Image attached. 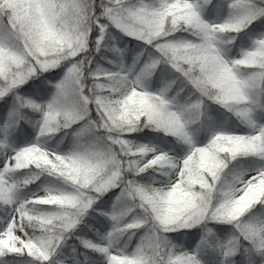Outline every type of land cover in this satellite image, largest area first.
<instances>
[{"label": "snow or ice", "instance_id": "1", "mask_svg": "<svg viewBox=\"0 0 264 264\" xmlns=\"http://www.w3.org/2000/svg\"><path fill=\"white\" fill-rule=\"evenodd\" d=\"M0 101V264H264V0H0Z\"/></svg>", "mask_w": 264, "mask_h": 264}, {"label": "trees", "instance_id": "2", "mask_svg": "<svg viewBox=\"0 0 264 264\" xmlns=\"http://www.w3.org/2000/svg\"><path fill=\"white\" fill-rule=\"evenodd\" d=\"M215 2H216V0H213V3H215ZM125 41H127V38H125ZM132 43H135V42H132ZM132 43H129V45H128L129 51L126 55V59L128 60L129 63L131 62V57L134 55V51L132 50ZM237 44H239V41H237ZM120 46L123 47L124 45L121 44ZM246 46L247 45H245V47ZM237 49H239V48L238 47L233 48L231 50V53L235 52ZM0 103H2V101H0ZM213 108L215 109L216 106H213ZM212 115L214 118V126L215 127H225L228 129L236 128V130H238V131L243 127V126H238V122L235 121V118L232 117L230 114L226 113L223 109H220L219 112L213 111ZM201 119L203 120V117ZM25 127H28V125H25ZM193 127L195 128L196 125H193ZM30 131H32V135L34 137L36 135V131L34 129H30ZM145 132H147V130H145ZM144 135H145V133L134 134V136H139V137H143ZM148 135H149V138H151V137H154L158 134L150 133ZM206 138H207L206 133L204 131H198L196 133V139L198 142H203L204 140H206ZM165 147H167V146H165ZM251 160H252V158H245L244 160L240 161V163L237 165L238 169L243 168L244 170H250V168L253 166V164L251 163ZM234 163H236V162H234ZM33 187L35 188V186H33ZM109 195H111V194H109ZM87 219L88 218H86V220ZM105 224L107 227H110V223L108 221H105ZM212 227H213L214 231L216 232L217 236L221 235V231H220L221 229L228 230V231L231 230V226L227 225V224L215 225ZM190 231L192 233L196 234L191 241L192 246H195L196 243L199 242V240L201 238L202 230L199 227H196V228L191 229ZM170 235L175 237L177 234L173 233Z\"/></svg>", "mask_w": 264, "mask_h": 264}, {"label": "rangeland", "instance_id": "3", "mask_svg": "<svg viewBox=\"0 0 264 264\" xmlns=\"http://www.w3.org/2000/svg\"><path fill=\"white\" fill-rule=\"evenodd\" d=\"M239 51V49H237L235 52H233V53H231V54H233V55H235V54H237V52ZM205 141V140H204ZM203 141V142H204Z\"/></svg>", "mask_w": 264, "mask_h": 264}]
</instances>
